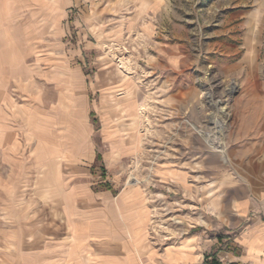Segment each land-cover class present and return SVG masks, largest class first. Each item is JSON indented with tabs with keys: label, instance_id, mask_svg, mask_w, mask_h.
Wrapping results in <instances>:
<instances>
[{
	"label": "crops",
	"instance_id": "1",
	"mask_svg": "<svg viewBox=\"0 0 264 264\" xmlns=\"http://www.w3.org/2000/svg\"><path fill=\"white\" fill-rule=\"evenodd\" d=\"M168 7L0 0V264H264V218L251 213L260 202H231L224 238L180 214L178 239L161 246L143 187L95 174L100 162L119 183L121 164L142 152L151 92L185 101L186 33L167 30ZM127 38L142 46L132 72L96 48ZM165 177L185 189L183 168Z\"/></svg>",
	"mask_w": 264,
	"mask_h": 264
},
{
	"label": "rangeland",
	"instance_id": "2",
	"mask_svg": "<svg viewBox=\"0 0 264 264\" xmlns=\"http://www.w3.org/2000/svg\"><path fill=\"white\" fill-rule=\"evenodd\" d=\"M169 4L167 30L181 26L186 33L185 101L178 103L176 94L165 89L149 94L152 111L143 127L142 152L121 164L119 183L109 179L106 166H95V174L108 178V187H143L151 212L150 239L161 246L178 239L180 214L194 222L199 215L207 239L224 238L231 202L248 197L258 203L264 197V0ZM80 47L84 53L90 50ZM141 47L127 38L96 48L115 54L114 62L132 72L131 56L138 57ZM83 65L92 69L95 62L84 60ZM169 166L185 170V189L167 180ZM251 213L264 218L259 207Z\"/></svg>",
	"mask_w": 264,
	"mask_h": 264
},
{
	"label": "built area",
	"instance_id": "3",
	"mask_svg": "<svg viewBox=\"0 0 264 264\" xmlns=\"http://www.w3.org/2000/svg\"><path fill=\"white\" fill-rule=\"evenodd\" d=\"M260 204H261V212H262L263 215H264V197H262V198L260 199Z\"/></svg>",
	"mask_w": 264,
	"mask_h": 264
},
{
	"label": "bare ground",
	"instance_id": "4",
	"mask_svg": "<svg viewBox=\"0 0 264 264\" xmlns=\"http://www.w3.org/2000/svg\"><path fill=\"white\" fill-rule=\"evenodd\" d=\"M218 147H221L222 148V144L218 145Z\"/></svg>",
	"mask_w": 264,
	"mask_h": 264
},
{
	"label": "trees",
	"instance_id": "5",
	"mask_svg": "<svg viewBox=\"0 0 264 264\" xmlns=\"http://www.w3.org/2000/svg\"><path fill=\"white\" fill-rule=\"evenodd\" d=\"M212 262H214V261H212Z\"/></svg>",
	"mask_w": 264,
	"mask_h": 264
}]
</instances>
